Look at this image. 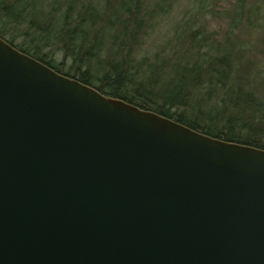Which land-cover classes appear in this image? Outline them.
<instances>
[{"label": "water", "instance_id": "1", "mask_svg": "<svg viewBox=\"0 0 264 264\" xmlns=\"http://www.w3.org/2000/svg\"><path fill=\"white\" fill-rule=\"evenodd\" d=\"M0 264H264V150L0 37Z\"/></svg>", "mask_w": 264, "mask_h": 264}, {"label": "trees", "instance_id": "2", "mask_svg": "<svg viewBox=\"0 0 264 264\" xmlns=\"http://www.w3.org/2000/svg\"><path fill=\"white\" fill-rule=\"evenodd\" d=\"M0 37L109 97L264 150V0H0Z\"/></svg>", "mask_w": 264, "mask_h": 264}]
</instances>
